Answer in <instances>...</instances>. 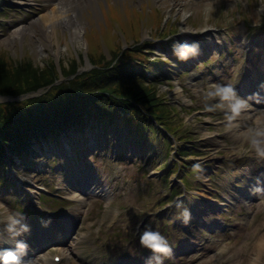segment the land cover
<instances>
[{
    "label": "rangeland",
    "instance_id": "obj_1",
    "mask_svg": "<svg viewBox=\"0 0 264 264\" xmlns=\"http://www.w3.org/2000/svg\"><path fill=\"white\" fill-rule=\"evenodd\" d=\"M68 1L69 15L83 28L78 39H71L72 30L62 26L55 34L49 31L52 41L41 44L39 25L26 28L53 15L61 1L5 0L0 11V53L20 61L28 57L41 68L51 60L58 69L78 60L79 74L90 69L87 55L92 47V55H98L95 33H100L103 39L98 44L111 59L114 43L109 44L108 37L130 42L141 19L135 14L141 13L142 39L164 43L154 46L152 58L167 62L158 71L159 94L172 108L164 120L172 131L165 133L157 125L151 139L138 141L127 136L129 127L116 129L121 122L115 119L108 129L82 126L68 131L73 158L66 153L52 161L53 157H45L50 154L34 146L21 161L0 165V248L13 247L29 236L46 243L53 233L57 242L60 224L71 223L67 220L80 213L70 239L46 248L28 264H54L53 254L66 258L62 264H157L150 253L148 260L139 255V248L146 249L140 235L149 227L169 241L171 251L163 264H264V188L246 194L251 181L264 187V142L253 143L264 141L258 135L264 133V113H257L264 107L229 123L235 119L228 118V107L208 95L219 84L217 79L240 74L245 81L254 63L264 77V0H92L80 13ZM107 4L117 11L105 10ZM42 6L46 8L40 10ZM152 23L162 29L160 33ZM194 40L199 43L198 54L177 59L173 45ZM133 45L122 44L124 49ZM65 80L61 76L53 85ZM42 92L18 98L0 95V103L21 102ZM209 107L216 113L210 115ZM253 149L263 160L244 151ZM85 180L90 191L81 193L78 185ZM215 188L230 191L233 205L217 199L219 191L212 194ZM185 209L190 213L187 223L180 218ZM19 213L24 218L18 228L26 226L29 232L16 236L8 229L10 217L19 218ZM65 215L70 219H63ZM69 246L82 259L72 256Z\"/></svg>",
    "mask_w": 264,
    "mask_h": 264
},
{
    "label": "trees",
    "instance_id": "obj_2",
    "mask_svg": "<svg viewBox=\"0 0 264 264\" xmlns=\"http://www.w3.org/2000/svg\"><path fill=\"white\" fill-rule=\"evenodd\" d=\"M3 1L0 0V7L6 6ZM135 15L138 19L142 16ZM137 24L138 28L131 33L134 45L123 49V43L115 41L114 49H109L111 59L98 44L103 38L95 34L98 55H92V47L87 57L90 69L79 74L78 60L71 62L70 67L62 63L60 69L51 60L41 68L28 57L20 61L8 52L0 53L1 96L18 98L43 90L42 94L27 96L21 102L0 103V165L23 158L33 139L55 138L74 125L114 126L117 119L121 122L119 127H129V135L137 139H151L148 137L156 130L154 123L166 132L171 131L164 122L169 108L159 94V75H154L165 61L152 59L154 46H162L163 42H140V22ZM151 75L153 79L148 80ZM61 76L66 80L53 85Z\"/></svg>",
    "mask_w": 264,
    "mask_h": 264
},
{
    "label": "clouds",
    "instance_id": "obj_3",
    "mask_svg": "<svg viewBox=\"0 0 264 264\" xmlns=\"http://www.w3.org/2000/svg\"><path fill=\"white\" fill-rule=\"evenodd\" d=\"M199 50L198 41H193L192 43L185 42L183 44L173 45V51L176 57L183 61L187 60L190 56H196ZM215 91L210 92L208 95L211 98L219 97L221 101L229 102L231 101V110L234 113L230 118L235 119L242 109L248 105V101L240 97L234 84H216L214 85ZM209 110L213 108L209 107ZM260 136H264V133H258ZM264 141L256 139L253 141L254 144L259 145ZM261 154L264 155V149L261 150ZM177 208L180 207L179 204L176 205ZM19 218L16 216L10 217L11 225L9 226V231L14 232L16 236L21 234V231H26V226L18 228L23 220V214L19 213ZM181 220L184 223L190 219V213L185 209L182 212ZM3 239V234L0 233V241ZM140 244L146 248L151 256V259L155 260L157 264H163V259L166 254L171 251V247L167 237H165L161 232L155 231L152 228H146L140 235ZM29 249V244L26 241L17 240L14 247L10 248H0V264H28L25 260ZM147 264V262H146Z\"/></svg>",
    "mask_w": 264,
    "mask_h": 264
},
{
    "label": "bare ground",
    "instance_id": "obj_4",
    "mask_svg": "<svg viewBox=\"0 0 264 264\" xmlns=\"http://www.w3.org/2000/svg\"><path fill=\"white\" fill-rule=\"evenodd\" d=\"M57 1H61V7L60 8H55L54 12L52 13L53 15H50V16H46V17H43L42 18V21L40 23H32L31 25H29L26 29L28 28H34V26H37L39 28V33L41 34L40 37H41V44H44V41H52V38H53V34H50L49 36V31H53L54 34L56 33V29L59 28V27H62V26H65L66 28L68 29H71L72 30V33H71V39H75L77 40L78 39V34H80L82 31L83 28H81L79 26V24L77 25L75 22H73V16L72 15H69L70 12H72V9H69L70 8V2L68 0H57ZM72 1L73 3L76 4V8H77V11L80 13V9H82L83 7H86L88 5L89 2H91L92 0H70ZM86 2V3H85ZM112 5L110 4H107L105 10H110L111 12H115L117 11V8H111ZM46 7L45 6H42V8L40 10H43L45 9ZM39 10V11H40ZM104 11V10H103ZM144 17V15H143ZM68 18V19H67ZM25 29V30H26ZM108 40H109V43L113 44L114 43V40L111 38V35L108 37ZM152 78H149L148 80H152ZM242 84V83H241ZM240 84V85H241ZM231 102V101H229ZM232 103V102H231ZM241 112H244L241 111ZM237 119L235 120H232V121H228L229 123L230 122H234L236 121ZM155 126H157L156 123H154ZM85 127H89V123H86L84 125ZM93 126V125H92ZM94 127V126H93ZM251 157L260 161V160H263L260 159L261 156L256 153V152H253L251 154ZM256 199L254 198L253 199V202L255 201ZM70 218V217H69ZM54 233L53 235H50V239H51V243H55L56 240L53 239L54 237ZM50 243V241H49ZM57 243L60 244V242L58 241ZM46 244H48V241L46 242ZM217 257H220V255H216Z\"/></svg>",
    "mask_w": 264,
    "mask_h": 264
},
{
    "label": "water",
    "instance_id": "obj_5",
    "mask_svg": "<svg viewBox=\"0 0 264 264\" xmlns=\"http://www.w3.org/2000/svg\"><path fill=\"white\" fill-rule=\"evenodd\" d=\"M60 83V82H59Z\"/></svg>",
    "mask_w": 264,
    "mask_h": 264
}]
</instances>
